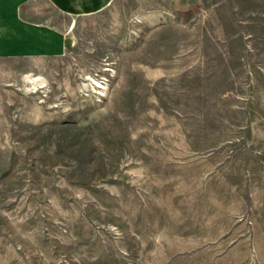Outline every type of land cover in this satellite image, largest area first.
<instances>
[{
    "label": "rangeland",
    "instance_id": "rangeland-1",
    "mask_svg": "<svg viewBox=\"0 0 264 264\" xmlns=\"http://www.w3.org/2000/svg\"><path fill=\"white\" fill-rule=\"evenodd\" d=\"M59 23L0 59V264H264V0Z\"/></svg>",
    "mask_w": 264,
    "mask_h": 264
},
{
    "label": "crops",
    "instance_id": "crops-1",
    "mask_svg": "<svg viewBox=\"0 0 264 264\" xmlns=\"http://www.w3.org/2000/svg\"><path fill=\"white\" fill-rule=\"evenodd\" d=\"M113 0H0V59L61 57L68 32L59 20L103 11Z\"/></svg>",
    "mask_w": 264,
    "mask_h": 264
}]
</instances>
